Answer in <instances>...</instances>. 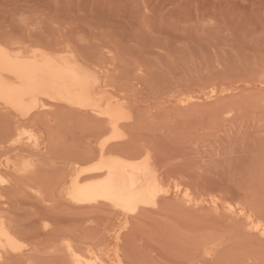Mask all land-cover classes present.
<instances>
[{
  "label": "rangeland",
  "instance_id": "obj_1",
  "mask_svg": "<svg viewBox=\"0 0 264 264\" xmlns=\"http://www.w3.org/2000/svg\"><path fill=\"white\" fill-rule=\"evenodd\" d=\"M0 39L75 45L128 97L130 147H148L172 188L158 211L140 212L121 235L124 264H264V237L248 220L264 223V0H0ZM14 124L0 113V142ZM63 124L47 128L40 152L5 151L35 165L24 178L6 172L0 211L24 253L3 264L67 260L44 220L82 248L112 252L115 211L62 201L63 177L89 147L90 131L69 125L60 137ZM176 183L190 188L191 201ZM207 241L223 243L218 257L200 253Z\"/></svg>",
  "mask_w": 264,
  "mask_h": 264
},
{
  "label": "bare ground",
  "instance_id": "obj_2",
  "mask_svg": "<svg viewBox=\"0 0 264 264\" xmlns=\"http://www.w3.org/2000/svg\"><path fill=\"white\" fill-rule=\"evenodd\" d=\"M74 46L66 43L48 47L38 41L24 43L15 39L9 43L0 39V113L9 115L15 123L0 142V195L3 187L11 183L6 172L18 178L34 174L35 163L30 155L12 159L5 151H42L47 146L44 133L47 128L57 129L59 121L66 123L59 127L60 137L69 125L89 126V147L71 162L63 177L62 201L73 208L104 204L115 211L120 227L112 252L97 250L92 244L82 248L70 232L55 231L44 218L43 231L67 256L63 264H124L120 257L121 235L140 212L158 211L161 199L171 194L172 185L148 147H130L128 140L136 118L124 91L102 65ZM55 136L57 131L50 134L49 141ZM175 189L192 200L190 188L176 183ZM235 209L231 205L230 210ZM248 220L251 228L264 237V223L253 214H248ZM14 225L9 214L1 210L0 264L6 255L24 253ZM222 246L220 241H207L197 247L210 260L220 255ZM111 253L117 259L109 261Z\"/></svg>",
  "mask_w": 264,
  "mask_h": 264
}]
</instances>
